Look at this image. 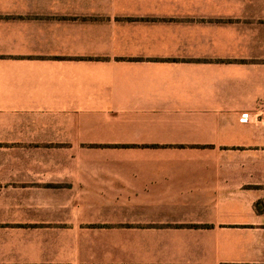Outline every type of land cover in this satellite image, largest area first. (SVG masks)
<instances>
[{"label": "crops", "instance_id": "1", "mask_svg": "<svg viewBox=\"0 0 264 264\" xmlns=\"http://www.w3.org/2000/svg\"><path fill=\"white\" fill-rule=\"evenodd\" d=\"M0 264H264V0H0Z\"/></svg>", "mask_w": 264, "mask_h": 264}, {"label": "built area", "instance_id": "2", "mask_svg": "<svg viewBox=\"0 0 264 264\" xmlns=\"http://www.w3.org/2000/svg\"><path fill=\"white\" fill-rule=\"evenodd\" d=\"M242 118H243L244 120H247V119H248V115H247V114H244V115L242 116Z\"/></svg>", "mask_w": 264, "mask_h": 264}]
</instances>
